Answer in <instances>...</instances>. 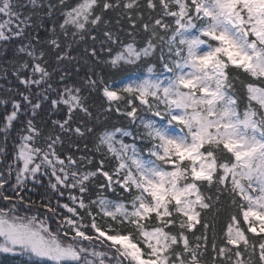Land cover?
Returning <instances> with one entry per match:
<instances>
[{"label": "snow or ice", "instance_id": "snow-or-ice-1", "mask_svg": "<svg viewBox=\"0 0 264 264\" xmlns=\"http://www.w3.org/2000/svg\"><path fill=\"white\" fill-rule=\"evenodd\" d=\"M0 56V264H264V0H0Z\"/></svg>", "mask_w": 264, "mask_h": 264}, {"label": "trees", "instance_id": "trees-1", "mask_svg": "<svg viewBox=\"0 0 264 264\" xmlns=\"http://www.w3.org/2000/svg\"><path fill=\"white\" fill-rule=\"evenodd\" d=\"M84 47H85L84 45L80 46V51L81 52L83 51ZM73 55H77V53L74 52ZM6 59L7 60H11L12 59V55H11L10 52L7 54ZM6 59H5V57L0 56V67H8L10 69V65L6 63ZM80 75H83V72H81ZM9 81L12 82L11 85L9 84ZM9 86H12V87L16 86L15 85V78L11 75V70H9V72L7 74V79H5L4 75L2 73H0V96L4 95V89H6ZM9 108H10V106H9ZM3 114H4L3 113V109L0 108V120H2ZM14 136H15V133H12L10 138H9V140L7 142H4L2 134H0V147H4L5 148L6 156H7L8 161H10L11 157H12V152H13L12 139L14 138ZM30 195H32V194L30 193ZM33 198H38V197H36L34 195ZM62 202H66V200L62 201ZM3 259H4V257L0 256V260H3Z\"/></svg>", "mask_w": 264, "mask_h": 264}]
</instances>
